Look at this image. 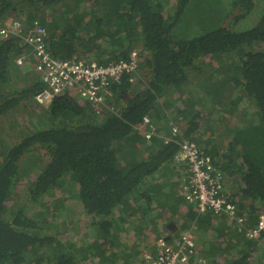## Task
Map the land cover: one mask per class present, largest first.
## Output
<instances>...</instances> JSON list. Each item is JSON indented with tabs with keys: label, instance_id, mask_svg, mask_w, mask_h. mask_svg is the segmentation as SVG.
Listing matches in <instances>:
<instances>
[{
	"label": "trees",
	"instance_id": "16d2710c",
	"mask_svg": "<svg viewBox=\"0 0 264 264\" xmlns=\"http://www.w3.org/2000/svg\"><path fill=\"white\" fill-rule=\"evenodd\" d=\"M208 1L0 0V21H22L25 34L37 22L55 59L107 65L137 51L140 61L137 81L113 86L100 111L79 105L74 90L41 110L39 60L18 65L29 47L0 39V122L18 131L11 144L0 135V264H145L159 242L181 235L169 226L183 206L180 230L193 229L197 264H264V228L252 235L264 215V0ZM200 2L214 23L178 37ZM144 117L156 127L150 140ZM185 141L221 176L233 216L187 201V166L175 162ZM181 172L186 188L173 181Z\"/></svg>",
	"mask_w": 264,
	"mask_h": 264
},
{
	"label": "built area",
	"instance_id": "2783aa9c",
	"mask_svg": "<svg viewBox=\"0 0 264 264\" xmlns=\"http://www.w3.org/2000/svg\"><path fill=\"white\" fill-rule=\"evenodd\" d=\"M36 30L25 34L22 21L13 20L4 24L0 21V39L17 37L24 46L29 47V54L20 57L18 65L27 63L30 58L39 61L34 67L40 78L47 84V90L39 93L35 99L44 106H49L54 99L66 90H74L79 97L86 101L93 109L100 111L101 106H108L114 98L113 86L121 84L129 76L131 82L139 78V54L131 53L129 60L112 62L100 65L97 62H87L74 57L70 60H58L51 56L47 49L46 31L37 22ZM144 90V89H143ZM145 127H148L146 129ZM140 130L146 139L150 140L156 131L151 119L144 117ZM173 135L178 133V127L172 126ZM172 139L167 138L166 143ZM175 162L187 166L188 192L187 201L195 203L202 213L212 211L215 214H228L233 216L237 205L227 196L229 190L225 187L220 175H213L212 163L209 158L202 156L194 143L185 141L175 156ZM245 218L238 216L235 220L239 230L246 228ZM264 228V215L260 224L252 235L256 236ZM198 242L193 229L184 231L178 238L170 243L166 239L158 243L157 253L147 252L145 264H197ZM202 261V259H201Z\"/></svg>",
	"mask_w": 264,
	"mask_h": 264
},
{
	"label": "rangeland",
	"instance_id": "374dc122",
	"mask_svg": "<svg viewBox=\"0 0 264 264\" xmlns=\"http://www.w3.org/2000/svg\"><path fill=\"white\" fill-rule=\"evenodd\" d=\"M202 2H200V4H198L191 11H189L187 13L186 17L180 22V24L178 25V27L176 29V34H177L178 37H181L183 39L194 38V37L204 33L206 30H208V28H210V26H211L210 24L214 23V22H212L211 17L206 15V12L202 9V7H201ZM208 2H211V1H208ZM260 15H262V11L260 12ZM260 17L261 16H259L258 18H260ZM253 20L254 19L250 18L249 22H253ZM7 23L8 24L11 23V18H8ZM229 23L230 22H228L227 25ZM256 23H257V21H256ZM252 25L243 24V25H241L239 30L244 31L247 28L251 27ZM35 73L37 75H39V73L37 71H35ZM19 81L24 83L25 81H28V78L26 76L25 78H23V79H21ZM74 95H75L76 99L78 100L79 105H84L85 104V101L78 96V93L76 91H75ZM132 96H133L132 94H128L126 99L127 100L130 99ZM44 107H45L44 105H40L37 108L42 110V108L44 109ZM26 114L27 113H22V112L19 114V117H21L20 119L23 121V123H25L28 120V116ZM39 115L41 116L42 113L39 112ZM12 117H13V115L9 116V118H11V123L16 124L17 123L16 119H14ZM30 121H31V119H30ZM39 121H40L41 124L45 125V124H47L49 122V119L41 120L40 117H39ZM19 122H18V124H19ZM50 127L51 126L46 127V128H50ZM16 132L18 133V131L15 128L11 127L10 125H7L4 122H0V135H2V137H4V139L7 140L10 144L13 143L14 140L17 141L13 137V135ZM226 143H227V140L226 141L224 140V142L222 143L223 146L227 145ZM1 148H3V145H0V150H1ZM18 193H19V191H18ZM25 193H26L25 190L22 191V193H21L22 196H20V202L25 200L24 199L25 198ZM27 207L30 208V205H28ZM175 229L177 230V232L179 231V229L177 227ZM182 232H184V231L181 230V233Z\"/></svg>",
	"mask_w": 264,
	"mask_h": 264
},
{
	"label": "crops",
	"instance_id": "0c3cea01",
	"mask_svg": "<svg viewBox=\"0 0 264 264\" xmlns=\"http://www.w3.org/2000/svg\"><path fill=\"white\" fill-rule=\"evenodd\" d=\"M28 63V62H27ZM27 63H25V64H27ZM26 66H28V65H26ZM180 112V111H179ZM179 112H175V113H173V115H175L176 113H179ZM181 121H182V123L183 124H181ZM189 121H190V119L189 120H184L183 118H181V119H179V121H178V125L180 126V124L182 125V126H185L187 123H189ZM185 178H186V176H185V174L183 173V172H181V176H176V178H173V181H177L178 180V184H179V182L186 188V184L184 183V180H185ZM187 190V189H186ZM186 210H187V208H186V206H183L180 210H179V213H178V215L176 216L177 218H179V222L178 223H174V224H172V223H170V225H176V227L179 229V232L181 231L180 230V219H182V217H184V215H185V213H186ZM181 213V214H180ZM184 214V215H183ZM183 221V220H182ZM170 230V233L172 234V235H174L175 233H177L176 231V229L175 230H171V229H169ZM171 238V237H170ZM151 240H152V242H151ZM154 239L153 238H151L150 239V241L148 242V240H145L144 241V245L146 244V246L149 244V246H151V244H153L154 243V241H153ZM151 242V243H150Z\"/></svg>",
	"mask_w": 264,
	"mask_h": 264
},
{
	"label": "water",
	"instance_id": "95a60500",
	"mask_svg": "<svg viewBox=\"0 0 264 264\" xmlns=\"http://www.w3.org/2000/svg\"><path fill=\"white\" fill-rule=\"evenodd\" d=\"M145 95L148 96L146 90L144 89V90L142 91V93H141V97L144 98ZM175 228H176V225H170V226H169V229H171V230H175Z\"/></svg>",
	"mask_w": 264,
	"mask_h": 264
}]
</instances>
